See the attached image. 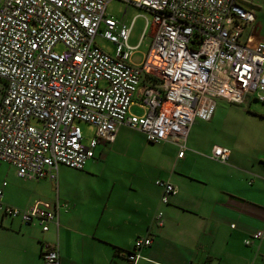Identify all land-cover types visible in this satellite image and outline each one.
<instances>
[{
    "label": "built area",
    "instance_id": "2783aa9c",
    "mask_svg": "<svg viewBox=\"0 0 264 264\" xmlns=\"http://www.w3.org/2000/svg\"><path fill=\"white\" fill-rule=\"evenodd\" d=\"M111 1L0 0V163L18 178L53 180L59 166L83 170L98 145L115 141L120 125L142 132L149 143L184 149L194 120L209 121L217 100L241 104L252 95L264 103V44L251 47L243 39L254 15L237 0H124L152 15L145 31L155 28L138 64L132 57L141 39L128 44L134 20L107 15ZM96 37L114 46V55L100 49ZM134 104L142 114L130 111ZM76 122L95 127L89 143ZM229 156L228 148H212L215 161ZM5 185V217L36 222L43 232L57 223V209L4 206ZM156 185L163 204L177 194L169 182ZM154 223L164 226L162 211ZM261 240L264 230H256L244 244ZM151 244L137 238L127 264ZM41 255L43 264H59L56 245L43 243Z\"/></svg>",
    "mask_w": 264,
    "mask_h": 264
},
{
    "label": "crops",
    "instance_id": "0c3cea01",
    "mask_svg": "<svg viewBox=\"0 0 264 264\" xmlns=\"http://www.w3.org/2000/svg\"><path fill=\"white\" fill-rule=\"evenodd\" d=\"M259 10L243 26L251 47L264 44ZM255 23L259 36L253 40ZM254 100L249 95L241 104L220 101L249 108ZM216 107L209 121L192 123L184 149L170 141L149 143L142 132L120 125L115 141L98 145L83 170L59 166L53 180H2L4 206L57 209V223L43 232L36 222L23 224L0 212V264H43L45 242L58 247L59 264H127L137 238L152 244L137 252L134 264H264V240L244 244L264 230V115L235 109L238 117L224 129L215 125L225 111L213 123ZM130 111L143 113L136 104ZM214 146L230 150L227 162L211 158ZM158 180L177 188L165 204ZM157 211L164 213L162 228L154 223Z\"/></svg>",
    "mask_w": 264,
    "mask_h": 264
},
{
    "label": "rangeland",
    "instance_id": "374dc122",
    "mask_svg": "<svg viewBox=\"0 0 264 264\" xmlns=\"http://www.w3.org/2000/svg\"><path fill=\"white\" fill-rule=\"evenodd\" d=\"M242 1L243 3L247 2L249 4V7H251L250 4H252L251 2H253L254 7L251 8L253 9L252 12H254V14L255 11H257L258 9H260L259 12L264 14V0H242ZM244 6L245 8H247L246 10L249 11L250 8L248 7V5H244ZM107 13L108 15H111L116 19L119 20L122 19V21L124 20V22H126L127 24H129L131 20L136 18L128 44L129 46H135L141 39L138 52L135 53L133 58V62L138 63L139 59L143 57V55H146L148 53L150 46L152 44V36L154 35L155 28H153L152 26L150 28H147V30L145 31L146 21L151 22L152 15L148 11H145L143 9L129 6L124 0H112L107 6ZM258 36H259L258 25L256 24L255 33L253 34L252 39L256 40ZM95 43L104 52L110 55H114V46H112L110 43L106 42L100 37L95 38ZM55 50L61 52L63 51V47L61 45H58L56 46ZM216 102H217V107H216L213 123L216 121V118L224 111H225V115H224V119L221 122H218L215 125V127H222L225 129V127L229 125L230 121L234 122L233 119L238 117L235 114V109H241L242 107L257 111L259 113L261 112V114L264 115V103L259 101L254 100L252 104L249 106V108L246 105H242L241 108H236L235 105H229L227 104V102H222L220 100H217ZM131 111L134 113H139L137 107H132ZM241 115L242 118L246 117V114L245 115L241 114ZM222 117L223 115L220 116L219 118ZM35 123L36 122L33 121V124ZM76 124L80 127L83 133L84 143L85 144L89 143L94 137L95 127L84 122H76ZM67 177L69 176H65V178ZM2 180H6L8 183H16L20 181L19 178L16 177L14 168L10 167L7 164L0 163V182Z\"/></svg>",
    "mask_w": 264,
    "mask_h": 264
},
{
    "label": "trees",
    "instance_id": "16d2710c",
    "mask_svg": "<svg viewBox=\"0 0 264 264\" xmlns=\"http://www.w3.org/2000/svg\"><path fill=\"white\" fill-rule=\"evenodd\" d=\"M127 254H129V252Z\"/></svg>",
    "mask_w": 264,
    "mask_h": 264
}]
</instances>
